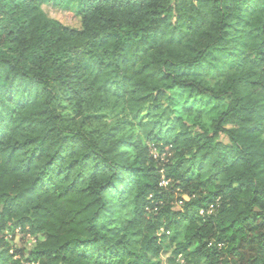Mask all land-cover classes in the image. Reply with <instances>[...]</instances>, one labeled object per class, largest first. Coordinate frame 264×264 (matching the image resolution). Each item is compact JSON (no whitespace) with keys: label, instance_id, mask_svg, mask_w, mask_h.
Wrapping results in <instances>:
<instances>
[{"label":"trees","instance_id":"trees-1","mask_svg":"<svg viewBox=\"0 0 264 264\" xmlns=\"http://www.w3.org/2000/svg\"><path fill=\"white\" fill-rule=\"evenodd\" d=\"M63 3L0 0V264H264V0Z\"/></svg>","mask_w":264,"mask_h":264},{"label":"rangeland","instance_id":"rangeland-1","mask_svg":"<svg viewBox=\"0 0 264 264\" xmlns=\"http://www.w3.org/2000/svg\"><path fill=\"white\" fill-rule=\"evenodd\" d=\"M42 8L47 13L48 16L59 20L63 24L72 27L80 28L81 27V10L82 7L78 3V0H64L62 6H57L54 4H43ZM177 95H181L183 98H186L187 95L185 92L178 91ZM225 102H215L211 98H205L203 101V106L201 110L197 111V114L194 118L187 119L190 123L211 130L212 120L219 115V113L224 109ZM203 111L202 113H199ZM169 149V147H167ZM153 154L155 156L160 155L157 148H152ZM172 152H168L167 155L170 156ZM165 156V153L162 154V157ZM3 234L6 237V240L10 242L15 248L26 249L30 251L35 245L34 237L29 234H25L19 228L13 231V228L6 229ZM171 249L163 253V259H167L171 255Z\"/></svg>","mask_w":264,"mask_h":264},{"label":"built area","instance_id":"built-area-1","mask_svg":"<svg viewBox=\"0 0 264 264\" xmlns=\"http://www.w3.org/2000/svg\"><path fill=\"white\" fill-rule=\"evenodd\" d=\"M169 182H170V180L166 179L165 176L163 175V178H162V181H161L160 185L163 186V187H167ZM187 199H189V197L187 195H184L181 199H178L176 201V205H177L176 207H181L183 205V203H184V200H187ZM213 210H214V205L210 204V206L208 208H206V209L203 208L201 210V213H205V212L212 213ZM219 246H222V244L219 243Z\"/></svg>","mask_w":264,"mask_h":264}]
</instances>
